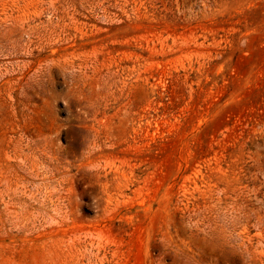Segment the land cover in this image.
<instances>
[{
  "label": "rangeland",
  "instance_id": "rangeland-1",
  "mask_svg": "<svg viewBox=\"0 0 264 264\" xmlns=\"http://www.w3.org/2000/svg\"><path fill=\"white\" fill-rule=\"evenodd\" d=\"M0 264H264V0H0Z\"/></svg>",
  "mask_w": 264,
  "mask_h": 264
}]
</instances>
